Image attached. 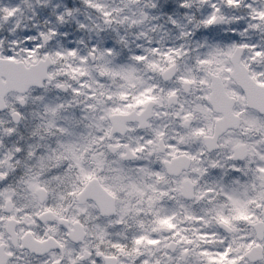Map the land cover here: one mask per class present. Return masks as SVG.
Segmentation results:
<instances>
[{
  "label": "snow or ice",
  "instance_id": "1",
  "mask_svg": "<svg viewBox=\"0 0 264 264\" xmlns=\"http://www.w3.org/2000/svg\"><path fill=\"white\" fill-rule=\"evenodd\" d=\"M226 3L240 7V0ZM252 13L257 23L248 27L264 32V10ZM216 19L212 15L204 23ZM95 53L92 49L90 55ZM149 53L158 59H134L155 74L152 83L146 84L134 68L98 66L101 76L119 77L125 81L119 87L131 91H108L90 76L87 56L66 66L65 74L79 81L71 94L86 96L87 109L102 113L91 125L101 135L84 146H62L57 159L73 163L51 179L41 178L45 165L26 172L18 183H9L7 173L0 171V264H32L24 257L43 258L39 264H264V151L224 137L232 128L264 133V41L212 47L194 64L184 61L182 49ZM56 57L76 58L77 51L57 52ZM43 75L53 79L28 61L0 59V85L22 89L40 83ZM3 91L0 87V97ZM63 107L49 111L55 117ZM177 125L178 130L170 131ZM138 129L147 135L121 142ZM110 139L106 147L121 160L154 157L159 170L138 168L144 177L138 180L111 167L106 153L93 147ZM193 145L200 151L191 150ZM205 148H227V160L247 165H233L232 173L248 179L201 183L209 172L203 166ZM89 157L91 166L86 164ZM207 163L220 167L215 160Z\"/></svg>",
  "mask_w": 264,
  "mask_h": 264
},
{
  "label": "clouds",
  "instance_id": "2",
  "mask_svg": "<svg viewBox=\"0 0 264 264\" xmlns=\"http://www.w3.org/2000/svg\"><path fill=\"white\" fill-rule=\"evenodd\" d=\"M252 9L264 10V0H240L239 8L228 5L226 0H0V59L7 62L11 57L16 61H28L36 69H44L53 76L48 79L43 75L40 83L22 89L7 83L0 85L4 90L0 97V161L4 164L0 171L7 173L5 179L9 183H18L26 172L40 170L41 165L46 166L42 179L62 175L73 163L69 159H57L63 151L62 146H84L91 137L101 135L91 125L102 113L87 109L90 101L86 96L71 94V88L78 86L79 81H72L65 72L74 59L78 61L80 56H87L85 67L90 76L108 91H131L119 87L125 83L119 77L101 76L98 66L107 65L117 71L134 68L136 75L148 84L153 82L155 74L146 63L138 62L134 57L147 55L149 60L158 59L150 55V49L158 48L162 52L169 48L182 49L187 53L184 61L194 64L196 57L204 56L212 47H227L238 42L259 44L264 41V32L248 27L257 23L252 19ZM9 12L13 14L9 15ZM212 15L217 17L216 22L204 23ZM92 49H96L95 56L90 55ZM72 50L77 51L76 58L61 60L56 57L57 52L66 54ZM109 50L111 55L107 54ZM101 53L105 55L101 57ZM45 57L51 59L45 60ZM57 83H65L67 87L57 88ZM58 105L64 107L53 117L49 109ZM171 130H178V125ZM137 135L147 133L138 129L121 137V142L126 143L127 136ZM224 137L255 144L257 150L264 151V133L232 128L224 133ZM112 142L110 139L103 145L93 146L106 153L111 167L123 169L128 176L138 180L144 179L136 172L138 168L159 170L154 157L121 160L116 152L106 147ZM191 150L200 151V146L193 145ZM204 151L203 166L209 167V172L201 183L211 184L222 179L230 184L233 179H248L242 173H232L233 165H247L244 161L227 160L226 156L231 154L227 148H205ZM210 160L217 161L220 167L211 168L207 163ZM86 164H93L90 157ZM53 187H57L55 183ZM117 230L119 226L110 232ZM132 234L133 230H130L129 238ZM108 238L118 239L114 235ZM29 258L32 264H39L43 259L24 257Z\"/></svg>",
  "mask_w": 264,
  "mask_h": 264
}]
</instances>
